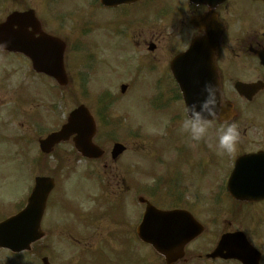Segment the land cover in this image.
<instances>
[{"label":"flooded vegetation","instance_id":"1","mask_svg":"<svg viewBox=\"0 0 264 264\" xmlns=\"http://www.w3.org/2000/svg\"><path fill=\"white\" fill-rule=\"evenodd\" d=\"M50 1L0 0V24L12 17L6 35H0V38H15L18 46L46 40L47 35L64 41V65L68 73L70 69L77 70L85 64L90 70L120 72L129 84L138 83L141 76V82L151 88L177 89L179 85L174 71L178 66L171 65L174 57L188 50L193 41L206 47L195 50L204 51L203 57L188 56L183 61L182 65L187 70L184 84L192 88L203 86L208 77L203 68L210 63L213 71L210 79L217 84L220 98L234 108L231 121L239 126L240 140L233 154L220 150L208 152L202 140H190L196 148L179 145L177 147L182 149L170 148L160 155L155 150V161H164L167 154V162H174L175 158L183 162L182 166L169 164L162 167L165 173L160 176L169 184V208L189 212L205 227L200 237L188 244L193 249L188 254L186 250L185 256L176 264H264V195H246L250 189L246 186L247 181L256 179L253 166H264V157L252 155L264 153V116L255 117L258 102L264 99V0L200 3L168 0L162 4L155 3V0H65L60 7L53 6ZM242 1L248 6L247 14L241 8ZM216 42V49L210 48ZM193 66L198 76L191 75ZM45 77L32 70L30 60L23 53L0 48V105L36 102L34 84H41ZM69 83L74 85L72 76ZM174 97V94L164 91V100ZM37 110L36 106L30 107L28 127L42 122ZM66 145L69 146L67 151L73 153L71 140ZM136 148L137 159L133 162L103 163L107 203L121 204L128 198L134 210L132 215L119 219L118 225L115 222L118 226L116 231L106 233V240L109 238L110 243L126 244L132 240L138 244L133 218L141 217L142 204H135L134 197L142 192L143 165L142 146L137 145ZM247 155L252 156L236 166L243 159L241 157ZM71 163V160L65 162L66 165ZM215 164L221 166L216 167ZM218 168L221 175L213 176L215 188L200 200L199 194L203 192L195 185L206 178L210 169ZM186 174L192 177L185 179ZM230 179L235 196L228 192ZM205 200L217 208L216 217L201 215L202 211L207 212L202 206ZM63 217L54 210L50 216L44 213L41 219L42 239L29 251L15 252L0 247V262L67 264L71 249V264H78L81 241H64L62 244L57 241L62 239ZM208 226L211 229L209 236L205 231ZM127 232H131L129 238ZM224 234L234 235L231 244L234 258H213L217 242ZM64 244H71V247ZM161 264H164L163 260Z\"/></svg>","mask_w":264,"mask_h":264},{"label":"rangeland","instance_id":"2","mask_svg":"<svg viewBox=\"0 0 264 264\" xmlns=\"http://www.w3.org/2000/svg\"><path fill=\"white\" fill-rule=\"evenodd\" d=\"M50 3L55 7H60L65 4V0H51ZM155 3L158 4L168 3V0H155ZM240 5L241 8L244 9L247 14L248 6H246L245 2L242 1ZM94 77L96 79L92 82V86H91L92 89H89L88 84L87 85L82 84L80 88L74 89V92L71 91L70 89H66L63 95L64 100L62 101V103L57 105V108L59 107L58 110L62 111L67 106V103H70L71 101L74 100L78 102L86 103V105L87 106L89 105L91 109L92 107H95L98 95L101 94L98 92L104 88L110 87L112 85V79L108 77V69L95 70ZM134 89L140 91L146 97H149L152 94V88L148 84H144L142 82L136 85ZM111 90H113V88H111ZM138 91L128 94V96L123 98L122 101H120L121 100L120 99L119 106H118L119 102L115 104L114 110L117 113H119V115L121 114L119 107L122 104L121 109H124V113L121 114V118L125 121V123L121 124L122 130H120L119 132H114L106 137H103V139L106 140V143H104L103 147L107 151H109L111 148V145L107 144L109 140H117L132 146L135 145L136 141H138V139L135 140V136H134L136 132H138L140 136L139 140H142V145L145 147V151H149L151 147L154 145L153 137L159 136V135H152L150 132L160 134L163 136V138L165 137V139L169 137H173V135H174L173 139L178 138L181 132L180 125L183 119L181 113L182 112L181 107L179 105L180 103L177 102L174 104L166 103L163 105V107L166 106L169 108L163 109L164 111L163 110L160 111L161 106H158V109H156L149 106L148 103H146L145 99L141 101V99L137 95ZM155 92L156 90L154 89V93ZM49 97H51V94H49ZM46 104L48 106V101H46ZM30 105L31 107H35L37 103L34 102ZM40 106L43 107L44 104L42 103ZM258 106L259 108L256 110L255 117H262L264 116V99L258 102ZM15 108L18 109L19 111L18 113L15 111ZM28 108L29 106L27 105L23 106L17 104V106H14V104L12 103L1 105L0 133H4V136L14 135V140L20 139L21 141H24L29 136H31L33 132V128H31V131L28 132L26 126L25 113L23 112V110H28ZM5 109H7V113L5 112ZM13 111L15 112V114L10 113ZM159 111L161 114L159 113ZM173 112H174L173 117L162 120L161 115L163 113L164 115L165 114L170 115ZM46 121L47 122L51 121L53 124H57L58 122L57 118H55L54 116H51L50 120L46 119ZM212 130L213 129H211L209 135L202 140L205 141L204 145L206 148L209 149V151L212 148L219 150L218 138H216V132L210 134ZM187 147L196 148V144L191 145L189 141ZM19 148H22V146L18 145L17 148H14L15 149L14 154H18L17 150ZM148 154H150V152ZM220 157H222L221 153H220ZM122 160L125 161L126 157H124ZM127 160H134V158L132 156ZM179 161H180L179 158H175L174 162H167V164L166 163L165 164L166 166L169 164L173 166H182L183 162L180 163ZM200 161L203 162V160ZM74 166H76V168L74 169V173L72 175H69V177L70 176L71 177L68 178L67 181L65 180L64 176L60 177L59 179L60 183L58 182L60 186L59 189L55 192L54 198L58 196V194H60L63 188V190L67 191L66 194L67 196L74 198V201H76L75 204H85L87 202V195H90L92 199L93 196L98 195L99 191H95L94 193L92 192L93 189L91 188L92 185L90 184L91 178L86 177L84 174L82 175V177H80L81 172L82 173L84 172L83 169L84 164L76 162ZM156 166L157 165L155 163H152L147 159H143V167L148 170V171H144L145 174L153 175L150 171H153L156 168ZM215 166L220 167L221 165L215 164ZM30 170L32 171V173H35V170L33 169ZM210 171L213 172L211 173ZM210 171L206 175L205 179L202 178V180H200V184L195 185V187L197 186L198 189L200 187L203 192L201 195L199 194V196H201L200 200H203V198L209 196V193H211L212 190L215 188L213 176L221 175V171H219V168L217 170L210 169ZM191 177L192 175L190 174L185 175V179H189ZM3 181H5L4 184ZM31 181L32 178L22 168V161L17 157H10L9 147L7 146L5 148V139L0 138V193L3 196L2 192H5L7 194L4 196H7L8 194L10 196L9 200H3L2 205H0L1 217L10 215L11 213L15 212L17 209V205L23 203L25 193L27 192L29 183ZM150 183L151 182H149V184ZM100 199L102 198L100 197ZM155 202H157L159 205H165V199L161 195L157 198ZM202 206L207 210V212L202 211L201 215H210L214 217L218 215L217 208L211 206L208 203V200L203 201ZM109 210L116 219H121L124 215H132V213L134 212L133 206L130 204L128 198L125 203L111 204ZM54 211L56 214H59L60 207L56 206L54 208ZM89 215L96 217L97 213L95 211H92ZM84 218L90 219L89 217H84ZM221 220H224V217H222ZM72 223L73 225L70 226L74 227L73 230H79V232L77 231L78 232L77 234H74L73 230L72 232H63V239L67 241L75 238L77 240L86 242L87 244H85L84 246L89 247V249H83L80 258H78V264H139V263L152 264V262L156 259V257H158V255L155 252L154 253L153 251L151 252L149 248H147L144 245H141L140 243L137 246L138 252L140 253V255L138 256V254L135 252V248L133 249V246L137 245V243H134L132 240L130 241L129 247L122 244H117V245L105 244L107 243L106 233L108 231H112L115 229L113 223L110 222V220L106 221L103 217H100L98 222L97 221L94 222L92 220L91 225L89 224L87 229H83L81 222H72ZM81 229H83V231H80ZM206 230H207V236H209L211 232L210 227L209 226L206 227L205 231ZM63 239L59 238L57 239V241L60 244H62L64 242ZM113 239L116 241L115 237ZM109 241L110 239L108 238V243ZM112 242L114 243V241ZM64 246H67V244H65ZM192 249L193 248L191 246L188 247V251ZM61 250L62 248L60 249V252Z\"/></svg>","mask_w":264,"mask_h":264},{"label":"water","instance_id":"3","mask_svg":"<svg viewBox=\"0 0 264 264\" xmlns=\"http://www.w3.org/2000/svg\"><path fill=\"white\" fill-rule=\"evenodd\" d=\"M47 59H50V56L47 55ZM50 75L54 76L58 81H60V77L62 74L61 70L48 71ZM203 88L200 89V95H192L189 93L188 89L181 88L185 103H192L194 100L203 99ZM199 97V98H198ZM73 117V118H72ZM70 118L69 125L65 128L64 133H71V131H78V140L77 145L84 155H88V157H97L102 152L92 146L90 142V137L92 134V119L89 116L87 110L84 107H80L78 110L74 111ZM61 136V134H52L48 137V140L45 141V144L49 141L50 144H53L57 137ZM45 146V145H44ZM44 146L42 147L44 149ZM121 147L115 146V153L120 152ZM53 186V182L49 178H38L36 179L35 188L33 190V196L29 199L28 207L21 212L16 218L21 219L20 222L23 224H28L30 227L29 231H25L26 236L22 238V242L29 243L36 238H38L37 229H38V218L41 214L42 208H39L38 202L45 201L47 194L51 190ZM154 209H147L145 217L147 220L145 225L139 228L138 233L140 237L151 243L157 251L161 254L167 255V251H169L173 245V241L171 238L176 234V238H183L185 236V230L183 227H177L170 229L165 224H161L156 222V218L163 220L168 218V213H160L157 215ZM15 221L8 220L4 223L0 224V234L5 243V246L10 248H14L13 242L21 239V233L16 230L10 228V225ZM170 242V243H169Z\"/></svg>","mask_w":264,"mask_h":264},{"label":"clouds","instance_id":"4","mask_svg":"<svg viewBox=\"0 0 264 264\" xmlns=\"http://www.w3.org/2000/svg\"><path fill=\"white\" fill-rule=\"evenodd\" d=\"M203 31V28H201L202 33ZM202 93L203 99L182 105L181 131L187 133L191 140L199 142L205 139L210 130L215 127L218 137V149L227 154L235 153L240 140L238 124L231 120L220 119L223 100L218 98V89L215 84L206 82Z\"/></svg>","mask_w":264,"mask_h":264}]
</instances>
